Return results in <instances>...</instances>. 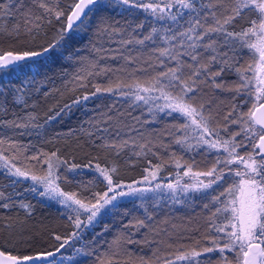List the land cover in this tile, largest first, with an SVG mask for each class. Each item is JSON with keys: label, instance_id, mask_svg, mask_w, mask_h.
<instances>
[{"label": "trees", "instance_id": "16d2710c", "mask_svg": "<svg viewBox=\"0 0 264 264\" xmlns=\"http://www.w3.org/2000/svg\"><path fill=\"white\" fill-rule=\"evenodd\" d=\"M48 2L53 7L67 9L72 0ZM143 2L149 3L151 0ZM194 2L199 10L201 3H215L216 0ZM0 3L6 4L13 13H0V26L11 29L18 24L22 34L25 12L31 9L35 15L43 13V9L38 8L33 0H0ZM21 3L23 7H19ZM160 6L163 7V3ZM171 13H176L175 7ZM182 13L177 21L167 17L159 20L142 8L125 9L123 5H116L114 11L92 16L87 30H79L72 36L70 46L64 50L65 56L74 54L71 59L56 57L43 62V58H39L42 61L39 74L35 68L24 67L23 71L20 70L21 66L31 65V60L0 68V140L5 141L0 149L3 155L11 159L15 157L12 161L16 167L43 176L47 165L37 163L32 157L37 156L43 161L41 153L58 151L59 157L66 163H61L56 169L60 177L56 182L63 191L77 193L86 203H95V194L107 191L106 181L96 170L97 165L108 169L115 167L117 172L112 174L113 178L123 184L144 179L145 176L152 178L149 173L158 164L162 167L154 180L165 184L184 174L188 165L192 166V172L211 169L218 155L221 159L226 155L222 149L217 153L215 150L205 151L203 146L196 147L198 132L182 129L180 125L185 120L178 113L169 114L168 109L159 111L156 105L164 103L163 100H149L146 104L135 98V84L147 85L160 72L176 66V61L171 57H161L159 49L170 48L173 54L177 50L182 53L185 49L181 46V39L185 44L191 43L186 37L179 36L167 44L161 40V36L184 31L190 26L189 19L196 17V12L190 10H182ZM101 15L106 18L108 30L98 33ZM254 16L255 13H251L246 19H237L234 25L228 26L229 31L239 32L248 26V20ZM201 22L205 25L214 23L211 17ZM36 23H41L42 31L34 43L24 42L23 36L20 42L4 36L0 38V55L8 51L37 48L41 43L50 42L60 27L56 22L48 25L46 20ZM153 28L157 32L152 33ZM169 28L171 31H166ZM200 31L196 29L197 33ZM150 33L151 40H145L143 44L136 42ZM212 39L218 41V52L232 55L231 48L223 46V34H213ZM207 42V39L203 41ZM196 43L199 45L201 41ZM197 51L202 53L198 61H191L184 55L180 56L181 61L195 65L206 62L208 55L216 54L211 50L205 53L199 47ZM238 51L240 65L245 68L252 65L256 56L247 48H238ZM221 67L222 64L213 63L210 72H217ZM195 70V67H185L184 78ZM247 75L252 74L248 72ZM194 79L198 85L195 100L197 104L204 105L205 115L211 113L213 119L210 126L219 130L222 139L230 138L232 133L239 131V126L226 121L225 116L234 105L243 112L252 106V98L243 104L245 96L235 92L239 82L235 70L225 67V71L214 79L210 73H202ZM220 83L224 86H215ZM97 88H100L99 92ZM109 88L111 91H107ZM85 95L89 97L86 101L83 100ZM151 95L155 97L159 93L153 92ZM18 97L21 98L20 103H16ZM78 99L79 103H75ZM238 111L233 114V119ZM49 116L54 119L49 120ZM13 121L27 126L14 127ZM183 137H187L186 144L193 146L191 150L175 143L177 138ZM236 140L239 142L242 136H237ZM12 144L17 147L11 148ZM250 151V143L237 149L240 155ZM177 160L181 165L179 168L176 167ZM72 164L78 167L68 172L67 168ZM225 177V180L196 195L182 193L171 196L170 193H161L138 200L115 202L99 212L91 224L86 223L88 214L81 213L85 225L76 229L68 219L69 215L75 218L73 213L58 200L40 196L39 191L43 190L41 186L36 185L37 191H31L33 183L30 179L11 176L0 161V193L3 194L0 204L10 205L9 208L0 207V248L13 254L51 250V236L55 233L64 238L71 237L69 244L56 257L57 264H164L166 259L175 261L177 255L193 249L202 252L204 247L212 246L211 241L218 234L209 227V218L220 206L213 205L212 197L219 196L234 180L227 171ZM17 179L18 182L13 184L12 181ZM21 204L28 207H20ZM140 220L144 221L143 227L137 224ZM221 221L222 217H218L217 222ZM73 232L79 235L72 236ZM10 233L13 239L17 233L28 238L30 246L24 243L11 246ZM129 240L132 242L129 243ZM227 256L230 264L237 261L236 253L230 252ZM199 259L201 264H209V261L218 264L220 257L218 252H213L203 253ZM175 264L187 262L175 261Z\"/></svg>", "mask_w": 264, "mask_h": 264}, {"label": "snow or ice", "instance_id": "6c2138e0", "mask_svg": "<svg viewBox=\"0 0 264 264\" xmlns=\"http://www.w3.org/2000/svg\"><path fill=\"white\" fill-rule=\"evenodd\" d=\"M38 8L43 9V13L35 15L31 9L25 12V29L23 34L20 31V26L17 24L13 28L8 29L0 26V38L6 36L17 42L21 41L22 36L24 42L34 43L42 31L41 23L36 21H45L48 25L54 22L58 23L60 27L56 31L55 38L50 42L41 43L37 48H27L26 50L7 53L0 55V68L15 65L20 61H29L31 65L21 66V71L24 67L29 69L35 68L39 74V68L43 58V62L54 60L56 57H61L69 60L74 55L69 53L64 54L66 47L70 46L72 36L79 30H87L91 23V17L97 14L114 11L116 5H123L125 9L128 8H142L144 11H150L153 16L159 20H164L166 17L173 21H177L178 17H182V10H190L196 12V17L189 19V27L182 32H176L174 35L161 36V40L167 44L171 40H175L177 36L191 41L185 44L181 39V46L184 51L181 53L178 50L173 54L172 49H159L161 57H171L176 61V66L168 68L166 72H160L153 77L147 85L137 83L136 100H143L146 104L149 100H163L164 103L157 104L159 111L163 112L165 109L170 110L171 113H178L183 117L185 123L180 125L182 129H191L197 131L196 147H204L205 151L215 150L220 153L223 150V159L218 155L215 164L206 172H192V166L188 165L184 172L185 176L192 175L196 178L195 183L180 185V180L177 179L176 184H168L167 188L175 191L176 187H182V190L201 191L212 188L214 184L226 179L225 171L229 176H233V182L227 187L219 196L212 197L213 205H220L216 207L215 211L209 218L211 223L209 227L213 229L218 235L212 241L211 247H204L201 251L193 249L190 252H185L175 257V261L187 262V264H201L200 257L203 253H219L218 264H230L227 253H236L238 264H264V0H216L215 3L209 2L207 4L201 3L199 10L194 0H151L149 3H144L143 0H72L67 9L53 7L48 0H33ZM163 3V7H161ZM19 7H23L21 3ZM176 8V13L172 14L171 9ZM207 9V11H201ZM218 10L219 15H218ZM0 13L4 15H12V11L4 3H0ZM251 13L255 16L248 20V26L242 28L239 32L229 31L228 26L235 24L237 19H246ZM34 17V18H33ZM209 17L214 21L213 24L201 22L207 20ZM66 18V24H65ZM31 24L29 27L28 25ZM142 27V25H138ZM201 29L196 32V29ZM108 30L105 16L101 15L97 25V32L103 33ZM171 31V29H166ZM157 32L156 28L152 29V33ZM195 34V37L193 36ZM46 34V33H45ZM213 34H223V46L230 47L232 55L227 52L220 53L217 49L218 41L212 39ZM152 34L145 36L143 40L136 41L143 44L145 40H151ZM207 39V43L203 41ZM196 41H201L198 45ZM129 41H125L128 43ZM238 45V47H237ZM175 48L176 46L173 45ZM204 49L207 53L211 50L215 55H208L207 61L204 63L197 62L195 65L186 64L181 61L180 56H188L191 61H198V57L202 55L197 51V48ZM247 48L249 52L255 57L258 55V60L255 62V67L248 65L245 68L240 65V54L238 51ZM221 57L223 59H221ZM163 63V61H161ZM213 63L222 64V67L217 72H210ZM185 67L193 68L195 71L191 72L184 78L183 69ZM235 70L239 82L235 86L237 95L243 94L245 99L243 104H247L248 98H252V106L247 112L238 111V106H233L232 111L225 116V120L231 124L238 125L239 131L232 133L228 139H222L218 129L210 126L213 119L211 113L205 115L204 105L197 104L195 100L197 80L202 73H210L214 79L220 76L225 71ZM251 72V76L247 75ZM216 87H223L222 83L216 84ZM133 87V86H130ZM253 87L255 91L253 92ZM100 88H97V92ZM111 91V88L107 89ZM158 92L159 96L153 97L151 93ZM145 93L146 95H141ZM191 94V95H189ZM89 97L85 95L83 100H88ZM21 98H17L16 103H20ZM79 103V99L75 101ZM2 107V105H0ZM67 107V106H66ZM151 111V109H150ZM238 115L233 119L234 113ZM59 115V114H57ZM34 119V117H29ZM49 120L54 117L49 116ZM12 126L20 128L26 127L25 124H17L15 121L11 122ZM39 127V125H33ZM225 126V131H227ZM242 136V140L237 142L236 137ZM215 137V138H213ZM187 137L177 138L175 143L186 146L189 150L193 147L191 144H186ZM4 140H0V145L4 144ZM246 143L251 144L252 151L247 152L246 155L241 156L237 149L245 146ZM11 148H16L15 144L10 145ZM143 147V146H142ZM149 151H151L149 149ZM140 155V153H137ZM44 159L41 161L39 157L33 156L32 159L37 163H44L47 165L46 174L38 176L24 171L14 164L10 163L8 158L3 155V150L0 149V161H3V166L7 169V173L16 178H23L31 180L33 187L31 191L36 192V185L42 187L39 195L48 197L58 202L68 209L73 215H69L68 219L72 222L76 229H81L85 222L81 220V211L88 213L87 224H91L96 218L97 214L106 205L112 204L117 197L133 195L140 189L132 187V184L124 185L114 180L113 175L117 172L115 167L100 168L96 166V170L106 181L107 191L103 194H95V203L85 202V200L78 197L75 192H65L56 182L59 180L58 169L61 163H66L61 160L58 151L51 153L43 152L40 154ZM259 157V158H257ZM13 160L15 157L12 158ZM235 165H242L241 167H234ZM180 162L176 161V167L179 168ZM78 165L72 164L67 168L68 172L76 170ZM87 167V165L85 166ZM162 165H156L149 175L155 179L157 173L160 171ZM147 172L148 169H145ZM200 176L208 177L207 182L199 180ZM145 180L148 176H145ZM17 180H13L15 184ZM135 183V182H134ZM127 187L128 191H117ZM160 185H157L159 188ZM88 191L87 188L84 189ZM113 193V195H109ZM3 194L0 193V196ZM0 207L9 208L7 203L0 204ZM20 207H28L21 204ZM207 208L208 205H205ZM222 217L221 222H217V218ZM151 217H149L150 219ZM140 227L144 226V221H137ZM11 227V225H8ZM222 234V235H219ZM78 232H73L72 236H78ZM10 233L9 244L15 246L19 243L28 245V238H24L20 233L11 238ZM53 243L50 245L51 250L35 251L29 254H13L0 248V264H57L56 257L61 253L62 249L69 244L71 237L64 238L60 234H52ZM223 241V243H221ZM129 243L132 241L129 240ZM30 246V245H28ZM175 261L166 259L164 264H175ZM209 264L211 262L209 261Z\"/></svg>", "mask_w": 264, "mask_h": 264}, {"label": "rangeland", "instance_id": "374dc122", "mask_svg": "<svg viewBox=\"0 0 264 264\" xmlns=\"http://www.w3.org/2000/svg\"><path fill=\"white\" fill-rule=\"evenodd\" d=\"M252 66L255 67V61H253ZM254 91H255V89L253 87V92ZM241 156H244V154L241 155ZM8 160L10 161V163L14 164V161H12L11 158H8ZM1 162L3 163V161H1ZM234 167H241L242 168V165H235ZM22 170L28 171L31 174H33L28 169H25L24 168ZM177 179L180 180V185L181 186H183L185 184H193V183H195V180H196V178L193 177L192 175L185 176L184 174H181V176H179L178 178H175V180L173 179L174 181H171V183H169V184L175 185ZM198 179L199 180H202L204 182H207V180L209 178L208 177H205V176H200ZM129 184H132V187H134V188L140 189V191L136 192L133 195H127V196L117 197V199L114 200L112 202V204L106 205L103 209H101L100 212H102L103 210H105L109 206L115 204V202H120L122 200H127V199H135V200H138L140 197L150 196L152 194H161V193H162V195H165V194L170 193L171 196H177V194H182V193L183 194H191V195L194 194V195H196V194H198V193H200V192L203 191V190H201V191L188 190L187 192H185V191L182 190V187H176L175 191H173L172 189H169V188L166 187V185H168V184L162 183L161 181L156 182L153 178H148L147 180L140 179V180H136L135 183L134 182H132V183L129 182ZM124 185H128V184H124ZM157 185H160V187L157 188ZM121 190L122 191H125V192L128 191L127 187H125L123 189H117V191H121ZM109 195L111 196V195H113V193H109ZM81 213H85V212L81 211ZM85 214H88V213H85ZM97 216H98V214H97ZM234 264H238V261H236Z\"/></svg>", "mask_w": 264, "mask_h": 264}, {"label": "water", "instance_id": "95a60500", "mask_svg": "<svg viewBox=\"0 0 264 264\" xmlns=\"http://www.w3.org/2000/svg\"><path fill=\"white\" fill-rule=\"evenodd\" d=\"M3 55V54H2ZM21 62V61H20ZM19 62H17L16 64H18ZM15 64V65H16ZM15 65H9L8 67H12V66H15ZM6 68V67H5ZM58 256V255H57ZM38 264H39V262H38Z\"/></svg>", "mask_w": 264, "mask_h": 264}, {"label": "flooded vegetation", "instance_id": "af4514ba", "mask_svg": "<svg viewBox=\"0 0 264 264\" xmlns=\"http://www.w3.org/2000/svg\"><path fill=\"white\" fill-rule=\"evenodd\" d=\"M256 60H258V55H257V57L254 59V61L256 62Z\"/></svg>", "mask_w": 264, "mask_h": 264}]
</instances>
